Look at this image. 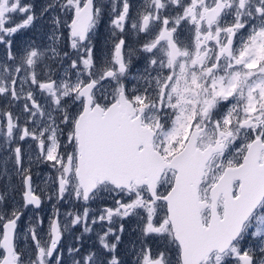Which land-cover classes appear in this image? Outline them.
Listing matches in <instances>:
<instances>
[{"label": "rangeland", "instance_id": "374dc122", "mask_svg": "<svg viewBox=\"0 0 264 264\" xmlns=\"http://www.w3.org/2000/svg\"><path fill=\"white\" fill-rule=\"evenodd\" d=\"M83 1L78 0L79 5ZM209 2L93 0V17L80 42L70 36L69 24L77 0H0V237L3 220L15 216L16 264H181L163 200L151 198L146 187L135 184L117 189L109 183L83 198L74 177L68 179L59 198L55 139L43 137L38 143L29 128L26 133L8 136L3 126L8 107L15 118L34 119L36 112L48 116L47 109H42L46 102L56 103L57 97L61 99L71 87L76 89L94 71L101 69L94 73L99 77L113 69L114 76L105 79L108 88L117 94L118 84L123 82L135 106L144 105L143 122L155 129L154 145L166 158L183 145L193 127L201 128L199 146L223 142L209 158L199 186L200 197L208 199V188L223 166L241 160L252 138L264 141V58L258 59L264 50V0H242L241 7L232 0L234 20L222 17L215 24L231 25L236 33L235 57L241 62L234 64V80L224 84L216 78V83L206 85L208 90L201 82L198 94L186 96L180 89L186 70L192 67L189 63L182 59L170 63L165 57L151 63L147 58L153 54L150 41L138 46L134 40L165 21L179 30L182 45V26L197 27L202 8ZM144 14L150 19L145 30ZM136 50L146 53V58L136 60L132 55ZM28 98L37 100L39 108L29 107L27 115L19 114ZM38 134L46 132L41 128ZM26 173L31 176L33 191L42 198L39 208L22 200ZM173 175L171 169L164 171L157 194L168 189ZM237 188L236 183V192ZM55 213L62 236L47 256ZM208 213V208L202 211L204 221ZM31 230L37 244L30 237ZM116 244L122 251H116ZM2 255L0 246V259ZM200 264H264V199L237 239Z\"/></svg>", "mask_w": 264, "mask_h": 264}, {"label": "water", "instance_id": "95a60500", "mask_svg": "<svg viewBox=\"0 0 264 264\" xmlns=\"http://www.w3.org/2000/svg\"><path fill=\"white\" fill-rule=\"evenodd\" d=\"M222 9V2L206 11V19H214ZM93 17V0H84L73 9L70 19V36L83 41ZM162 33L158 38L163 37ZM170 56L177 55L174 41L168 39ZM106 75H110L106 71ZM94 80L82 84L78 93L86 97V105L76 120L77 130L102 132L103 135H85L78 138L76 178L86 198L97 183L108 181L116 188H129L131 183L145 185L152 198L165 202L166 215L172 236L179 247L181 264H200L209 255L226 250L238 237L241 229L264 197V141L252 138L246 146L240 162L225 165L208 189L209 200L199 196L205 166L211 155L223 147L216 140L205 146L197 145L201 128H191L183 145L168 158L154 146L155 129L141 122L143 105L136 111L132 101L123 90L118 93V102L110 103L105 110L87 109V97ZM8 119V116L6 117ZM93 146L96 157L88 158L85 147ZM261 157V160H260ZM166 168L173 169V180L168 190L156 194L157 182ZM238 180L237 192H233V181ZM66 179L58 178L57 196L60 198ZM222 197V210H218V198ZM22 200L34 208L41 206V197L33 191L30 174L23 177ZM208 208L204 222L202 210ZM0 246L3 255L0 264H16L14 239L17 227L16 217L2 222ZM50 239L47 246L49 256L58 246L61 231L58 214L55 213L49 226ZM30 237L37 244L33 230Z\"/></svg>", "mask_w": 264, "mask_h": 264}, {"label": "flooded vegetation", "instance_id": "af4514ba", "mask_svg": "<svg viewBox=\"0 0 264 264\" xmlns=\"http://www.w3.org/2000/svg\"><path fill=\"white\" fill-rule=\"evenodd\" d=\"M217 1L222 2V9L214 19L208 21L206 19V11L209 8L214 7ZM237 1H238V5L241 7L243 5L242 0H237ZM231 3H233L232 0H210L209 5L205 7L204 10L202 8L201 15L198 17L197 27L182 26V45L178 38L179 37L178 34H180L179 30L175 29L174 27H168L165 21H163L161 25H158L153 29H151L148 33H145L144 36L141 35V37L135 39L134 41L135 43H137L138 46L140 45L144 46L147 41H150L149 49L153 51V54L148 55L147 58L149 59V61H151V63H154L158 58L165 57L166 59L168 58L167 60L170 63H176L180 59H182V61L189 63L192 66L188 68V70H186L184 87L182 88V86L180 85L181 91L183 90L185 93H187L186 96H189L192 93L194 94L200 93L201 82H202V86L207 90L209 88L206 85L211 84L213 81L214 83H216V78L217 79L221 78V82L226 84L230 80L231 81L234 80L233 78L231 79L234 64L240 63L241 60L236 59L235 57L236 50L234 48V43H235L236 33L235 31H233V29H231V25L216 26L215 24L216 23L220 24L222 17L225 18L231 17V20H234V12L233 11L231 12ZM76 6H81L79 5L78 0ZM149 20H150L149 16L147 14H144L142 18L143 30H145V28L148 27ZM162 33H164L165 35L163 37L158 38ZM170 38L174 41L177 47V55L175 57L170 56V50L168 47V39ZM136 52L137 53L132 54L136 57L135 58L136 60L142 61L146 58L145 57L146 53H144L143 51H141L139 54H138V50H136ZM263 53L264 50L262 49L258 59L262 60L264 58ZM135 59H132V63L135 61ZM106 71H109L110 75H106ZM100 72L101 69H99L98 71H94L76 89L74 88L72 89L71 87V89H69L65 95L61 96V99L60 97H57L59 100L56 103L46 102V104L42 109H47V111L50 113L48 116L41 115L36 112L34 119L33 118L30 119V116L22 117V118H18L19 116H17V118H15L13 109L9 108L8 106L7 107L9 110L5 112V126H3V130L6 135L11 136L19 132L26 133L27 128H29V130H31V132H33L34 134L33 137L35 136L34 140L38 143L42 141L43 137L44 138L52 137L55 139L56 143L54 142L55 145L54 154L57 160L59 161L58 167L55 170L56 179L57 180L58 178L66 179L65 184L68 183V179L70 177L76 178L77 161H78V156L80 155L78 148V138L80 136H83V134L103 135L102 132H98V131L90 132V131H85V129L77 130L75 127L76 120L78 119L80 112L83 110L84 106L86 105V97L78 93V90L82 86V84H84L87 81L94 80V83L89 92V96L87 97L86 107L89 111L95 108L100 109V111H103L110 103H113L115 101L118 102V93L122 90L124 92L125 97L129 98L135 106V102L132 99L133 95L131 94V92L128 90V87H126L123 82H119L118 84L119 90L117 94L113 89L108 88L105 79L114 76L113 69L105 70L103 76L97 77L94 74ZM213 73L215 74V76L212 75ZM190 76H193V79ZM188 81H193L194 84L188 83ZM153 89L155 90V88ZM26 96L27 95H25V97ZM28 102L24 101L22 103L23 105L20 111L18 112L19 114L21 112L23 115H27V112L29 111V107L32 108L35 107L36 109L39 108V102L37 100L33 98H28ZM140 105L143 104H139V106ZM139 106H135V107L139 108ZM144 109L145 107L143 108V112L141 114L142 123H144L143 122ZM30 113L31 112H29V114ZM137 113H138V109H136L134 114L130 115V119H133ZM7 116L8 119H6ZM201 126H206V125L204 123H201ZM41 128L45 130L46 134L35 135V133L37 134V132H39ZM14 130H18V132H15ZM11 139L12 138L9 139L8 143L12 145L13 141H11ZM85 155L88 158H92V159L96 157L93 146L87 145L85 147ZM103 183H108V182L103 181L102 183H97L96 187L91 193L95 192L99 188V186ZM236 183L239 184V181L238 180L233 181V192L235 191ZM132 185H134V183L131 184L130 186L131 188ZM137 186L139 188L146 187L145 185H137ZM91 193H89V195ZM234 193H236V191ZM159 195L162 194H158V196ZM157 199H161V198H157ZM219 206L222 210L221 196H219L218 198V210H219ZM116 251H122V246H118V244H116Z\"/></svg>", "mask_w": 264, "mask_h": 264}, {"label": "bare ground", "instance_id": "6f19581e", "mask_svg": "<svg viewBox=\"0 0 264 264\" xmlns=\"http://www.w3.org/2000/svg\"><path fill=\"white\" fill-rule=\"evenodd\" d=\"M40 196V195H39ZM41 197V196H40ZM41 205H42V198H41Z\"/></svg>", "mask_w": 264, "mask_h": 264}]
</instances>
